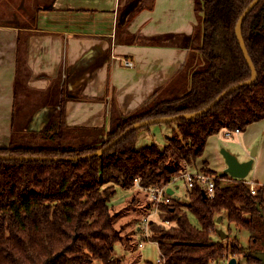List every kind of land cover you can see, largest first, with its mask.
<instances>
[{"label": "trees", "instance_id": "16d2710c", "mask_svg": "<svg viewBox=\"0 0 264 264\" xmlns=\"http://www.w3.org/2000/svg\"><path fill=\"white\" fill-rule=\"evenodd\" d=\"M251 1L194 0L197 25L192 35L183 36L182 44L193 45L201 62L191 69L189 85L177 82L167 96H162L165 89L155 91L125 114L112 106L107 129L66 125L61 102L53 123L40 133L41 141L12 140L0 147V155L75 157L105 146L136 122L202 109L224 89L251 77L235 34L238 18ZM241 32L257 78L208 112L165 122L175 123L176 129L163 146L136 147L139 132L149 128L146 125L87 159L0 158V264H124L113 257L121 237L110 205L116 186L131 189L136 178L143 186L168 184L184 165L204 154L210 136L223 129L244 131L264 119V0L248 13ZM170 36L146 41L163 43L162 38ZM206 165L203 162L201 169L215 176L214 196H204L203 186L195 183L188 189L187 203L174 200L159 207L158 220L170 223L151 219L148 238L157 242L164 264H209L227 253L242 257L246 264H261L252 254L264 251V186L226 172L218 174ZM220 216L219 223L225 219L227 225L225 239L216 233ZM231 225L236 232H248L246 247L237 234L232 235Z\"/></svg>", "mask_w": 264, "mask_h": 264}, {"label": "crops", "instance_id": "0c3cea01", "mask_svg": "<svg viewBox=\"0 0 264 264\" xmlns=\"http://www.w3.org/2000/svg\"><path fill=\"white\" fill-rule=\"evenodd\" d=\"M151 2L0 0V147L22 144L16 131L41 138L61 102L66 125L107 129L112 106L125 114L155 91L168 93L183 80L189 85L191 69L201 62L193 45L182 44L197 25L194 0ZM168 34L163 43L146 41ZM125 59L133 65L125 66ZM262 131L264 119L237 135L246 149ZM215 139L209 137L196 171L206 162L225 172ZM256 147L247 176L258 162ZM258 172L245 179L264 185V172Z\"/></svg>", "mask_w": 264, "mask_h": 264}, {"label": "rangeland", "instance_id": "374dc122", "mask_svg": "<svg viewBox=\"0 0 264 264\" xmlns=\"http://www.w3.org/2000/svg\"><path fill=\"white\" fill-rule=\"evenodd\" d=\"M189 64L188 67H190ZM169 94H171V92L165 93L162 96H167ZM175 129V123L168 124L165 122H159L150 124L148 129H143L139 132L136 147H142L151 143H157L158 145L163 146L166 142V137L173 136L172 130ZM16 132L17 133L14 134V137L22 144H30L33 141H41L40 137H36V139L31 134H26L22 136L20 132ZM215 137L216 148L220 154L221 149L225 148L232 154H234L237 158H239V156L241 158H244V156L246 157L247 155L251 154V151L253 150V148H255V146H258V162H256V166H254V169L251 170L247 178H253L252 175L255 176L256 173H259L258 170L264 172L263 131L262 133H259L257 135V138L254 143H252V145H250L246 149V145L243 143L244 141L242 137H238L237 133L235 132H232L231 135L228 136L225 132L220 131L219 133L215 134ZM207 147L208 146H206L205 152L207 150ZM255 150H257V147ZM237 153L239 155H237ZM194 164H196V162L184 165L182 167L181 172H186L187 170L189 172L194 173L196 171V167L194 166ZM254 182L255 181H253L252 184ZM174 183H176V185L173 186L175 192L173 202L176 201L179 203H187L188 187L185 182V179H177ZM258 185L264 186L263 184ZM134 190H136L137 194H133V196H131ZM148 204L150 206H148ZM110 205L112 206L114 225L119 230V233L121 235L120 240L114 245L113 257L116 259L123 260L124 264H142L145 261H152L155 263L160 256L158 244L156 241H153L149 238H145L143 232L141 231V223L143 221V218L145 216H149V212L152 207L147 193L144 190H141L136 185L131 189H125L117 185L116 193L111 199ZM151 218L158 220V215H152ZM189 218L194 224L197 223L195 217L190 213ZM158 221H162V219H159ZM226 226L227 225L225 219L222 221V224L219 223L220 229L224 230L225 233ZM231 227L232 235L237 234L240 243L244 247H246L248 240V232L244 229L240 230L239 232H236L235 228L232 225ZM140 243L142 244L141 246L139 245ZM238 259L240 263H245V259H243L242 257H238ZM250 264L257 263L253 262ZM261 264L264 263L262 262Z\"/></svg>", "mask_w": 264, "mask_h": 264}, {"label": "water", "instance_id": "95a60500", "mask_svg": "<svg viewBox=\"0 0 264 264\" xmlns=\"http://www.w3.org/2000/svg\"><path fill=\"white\" fill-rule=\"evenodd\" d=\"M260 0H252L251 3L244 9V11L241 13V15L238 18L236 27H235V34L237 41L239 43L240 49L242 51L243 57L245 61L247 62L249 68L251 69V77L245 81L238 82L226 89H224L222 92H220L209 104H207L202 109L191 112V113H181L173 116H161V117H154L146 120H142L139 122H136L132 124L131 126L127 127L124 131H122L117 137L112 139L110 142H108L105 146L97 149L94 152L86 153L83 155L75 156V157H48V156H37V155H0L1 159H10V160H80V159H87L91 158L93 156H98L102 154L104 151L108 150L110 147L115 145L118 141H120L124 136L127 134L143 127L146 125L159 123V122H172L179 120L181 118H190L194 117L199 114H203L205 112H208L211 110L215 105H217L226 95L233 92L234 90L243 87L245 85L251 84L256 78H257V72L256 68L252 62V59L247 51L242 32H241V26L248 15V13L253 9V7L259 2ZM221 154L224 158L226 167L225 172L228 173L231 177L235 178H245L247 174L249 173L250 169L252 168L253 164V157L255 156V148L251 151L250 158L244 161H240L234 154H232L230 151H228L225 148L221 149ZM168 192L171 193L170 189H168ZM203 195L206 196L204 189L202 190ZM220 217H218L217 222H220ZM216 233L219 235L221 239H225L227 237V233L224 232V230L218 228L216 230ZM254 257L261 260V262L264 263V251H258L252 254ZM236 260L234 257H232L229 261V264H235Z\"/></svg>", "mask_w": 264, "mask_h": 264}, {"label": "built area", "instance_id": "2783aa9c", "mask_svg": "<svg viewBox=\"0 0 264 264\" xmlns=\"http://www.w3.org/2000/svg\"><path fill=\"white\" fill-rule=\"evenodd\" d=\"M124 65L125 66H132L133 62L131 60L125 59L124 60ZM226 134L228 136L231 135L232 132L239 133V129H235L232 131H229L227 129ZM177 179H185V182L187 184L188 189L193 187L195 183H199L200 185L203 186L205 194L209 197L214 196L215 192V176L212 175L211 173L203 170H197L194 173L193 172H181L178 171L174 174L172 180L168 184L161 183L159 185H148V186H143L140 184V179L136 178L135 179V185L139 187L141 190H144L149 198L150 203L152 204V207L150 209V214L149 216H145L143 218V221L141 223V231L144 234L145 238H148L150 235V220L152 219V215H158L159 213V207L162 204H169L173 202V197L172 194L168 192L169 187L171 188V184L174 183ZM252 192L254 193V189L252 188ZM163 224H169V220L164 219L161 221ZM140 246L142 245L141 243L139 244ZM234 257L236 262L235 264H246L240 263L239 259L237 256H233L230 253L224 254L222 258L218 260H212L209 264H229L230 259ZM156 264H164L165 259L163 255L160 253L159 258L155 262Z\"/></svg>", "mask_w": 264, "mask_h": 264}]
</instances>
